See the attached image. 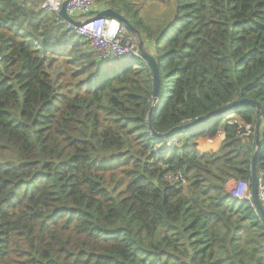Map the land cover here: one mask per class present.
Masks as SVG:
<instances>
[{"label": "trees", "instance_id": "1", "mask_svg": "<svg viewBox=\"0 0 264 264\" xmlns=\"http://www.w3.org/2000/svg\"><path fill=\"white\" fill-rule=\"evenodd\" d=\"M43 1L0 0V264H264V222L229 193L257 137L264 184L260 112L148 125L264 110V0H96L157 61L154 105L142 57L100 63Z\"/></svg>", "mask_w": 264, "mask_h": 264}, {"label": "built area", "instance_id": "2", "mask_svg": "<svg viewBox=\"0 0 264 264\" xmlns=\"http://www.w3.org/2000/svg\"><path fill=\"white\" fill-rule=\"evenodd\" d=\"M64 1L66 0H44L42 3V9L45 12L59 14ZM96 7V0H67L66 11L71 18L84 23L97 14L94 11ZM69 27L80 36L90 41L91 48L95 53L97 60L102 64L115 59L141 58L135 43L131 42L130 45L125 44L126 41H131L129 33L127 29L116 19L100 18L81 27H77L72 24H69ZM234 118V115H229L226 122L228 120H233ZM178 142L179 140L177 138L167 139L157 145L154 149V154L157 156L162 155L173 149ZM166 180L171 183L184 181L183 177L180 175H168ZM233 183V185H229L230 195L236 200L249 202L251 203V206L255 207L252 200L251 183ZM258 195L264 208V184H261V181L259 183Z\"/></svg>", "mask_w": 264, "mask_h": 264}, {"label": "water", "instance_id": "3", "mask_svg": "<svg viewBox=\"0 0 264 264\" xmlns=\"http://www.w3.org/2000/svg\"><path fill=\"white\" fill-rule=\"evenodd\" d=\"M66 6H67V0L64 1L59 15L64 21H66L67 23L72 24L74 26L81 27V26H83V25H85L91 21H95V20L100 19V18H112V19L118 20L127 29L131 41H126L125 44L130 45L131 42L135 43L138 50H139V53H140L142 59L148 63V65L150 66V68L152 70L153 81H154L153 105L155 103H157V101L160 98V88H161V79H160L157 61L153 57V54L149 51L146 43L144 42V40L142 38L141 33L135 27H133V25L129 22V20H127L122 14H119L112 9H105V10L99 12L98 14H96L91 19L85 21L84 23H81V22L76 21L75 19L71 18L67 14ZM244 105L255 107L256 110L258 112H260L261 117L264 119V110L262 109V107L259 103L252 101V100H248V99H241V100L235 101V102H233V103H231V104H229V105H227V106H225L219 110H216V111L210 113L209 115H207L205 117H202L198 120H195V121H193L187 125L176 127L174 129H172L167 135H160V134H156L155 131L153 130V126H152L153 106H152L150 108L149 116H148L149 130L153 136H155L157 138H163L166 136H170L171 134H173L175 132L190 130V129H193L199 125L206 124L207 122H209L211 119L215 118L216 116L225 114L227 112H230V111H232L238 107L244 106ZM220 140H221V137H219L216 140V142H219ZM260 148H261L260 140L257 137V149L254 153L253 162H252L251 194H252V200H253V204L255 205L256 211H257L259 217L264 222V208H263V206L259 200V195H258L260 181H259V177L257 175V163H258V157L260 154Z\"/></svg>", "mask_w": 264, "mask_h": 264}, {"label": "crops", "instance_id": "4", "mask_svg": "<svg viewBox=\"0 0 264 264\" xmlns=\"http://www.w3.org/2000/svg\"><path fill=\"white\" fill-rule=\"evenodd\" d=\"M105 9H107V8H104L102 5L97 4V7L95 8L94 11L98 14L99 12H101V11H103Z\"/></svg>", "mask_w": 264, "mask_h": 264}, {"label": "rangeland", "instance_id": "5", "mask_svg": "<svg viewBox=\"0 0 264 264\" xmlns=\"http://www.w3.org/2000/svg\"><path fill=\"white\" fill-rule=\"evenodd\" d=\"M206 126H207V124H206ZM209 128V127H208ZM223 133V132H222ZM216 142V141H215ZM217 143V142H216ZM232 185L234 184V183H231Z\"/></svg>", "mask_w": 264, "mask_h": 264}]
</instances>
